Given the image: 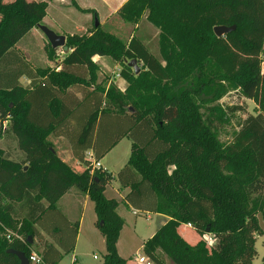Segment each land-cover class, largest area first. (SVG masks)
Returning <instances> with one entry per match:
<instances>
[{
  "label": "trees",
  "instance_id": "16d2710c",
  "mask_svg": "<svg viewBox=\"0 0 264 264\" xmlns=\"http://www.w3.org/2000/svg\"><path fill=\"white\" fill-rule=\"evenodd\" d=\"M145 9L160 30L161 60L136 36L125 43L96 26L89 36L66 37L56 70L34 68L16 47L45 17L47 2L0 0V136L11 133L23 153L14 160L0 150V264H20L10 248L29 259L34 238L43 241L41 264H57L73 249L79 222L57 207L71 187L94 203L102 264H128L117 251L124 224L118 201L104 195L114 176L86 157L91 151L100 160L123 137L131 140L130 156L115 179L129 187L125 201L167 217L142 244L149 261L163 264L158 247L173 264H251L256 256V214L264 208V0H130L119 14L136 21ZM217 25L235 28L216 36ZM45 49L53 59L56 50ZM95 55L142 67L136 74L123 65L124 90L95 84ZM227 88L257 111L222 144L213 126L223 115L210 107ZM49 136L64 138L84 168L62 160ZM188 224L200 237L195 244L180 231ZM8 230L24 241H8ZM207 232L217 238L212 247Z\"/></svg>",
  "mask_w": 264,
  "mask_h": 264
},
{
  "label": "rangeland",
  "instance_id": "374dc122",
  "mask_svg": "<svg viewBox=\"0 0 264 264\" xmlns=\"http://www.w3.org/2000/svg\"><path fill=\"white\" fill-rule=\"evenodd\" d=\"M4 2H10L13 0H3ZM31 1V0H27ZM41 1V0H36ZM47 2L46 13L49 22L41 21L39 24H44L47 27L54 30L57 34H63L65 37L73 34L77 35H90L95 26V18L98 21V26L101 30L106 31L115 37L119 38L122 42L127 43L132 35L140 39L148 50L159 60L160 56V30L157 26L152 24L147 19V10L145 9L137 18L136 21H127L120 14L121 7L130 0H43ZM32 32L28 33L18 44L16 45L19 52L25 57L26 61L34 68H51L59 69L56 66V61H60L63 56L58 57L59 48L55 49L53 59H49L46 53L45 45L48 42L44 33L41 32L36 26ZM43 56V57H42ZM45 56V57H44ZM42 58H45L42 59ZM262 59L264 60V49L262 50ZM128 59L116 60L110 56H104V60L95 62L97 66V78L95 84H101L108 86L111 83L117 82L116 86L119 87L121 82L124 85V89L127 86L125 80H120L119 72L125 63H129ZM139 68L142 67L141 63H137ZM58 67V68H57ZM120 80V81H118ZM119 82V83H118ZM119 84V85H118ZM120 88V87H119ZM227 92L219 100L212 103L210 108L217 110V115H223V118L219 122H216L213 126L215 129L216 137L220 143L225 144L232 140L234 132L239 128V124L243 118L248 114H255V103L247 98L239 96L235 89L227 88ZM202 105V104H201ZM239 107L235 112L228 110L230 107ZM201 108V107H200ZM209 109L202 105L200 112L202 114H208ZM7 122L3 123L5 127ZM52 136H49L50 140H53ZM66 141V140H65ZM54 147L63 149L65 144L63 141L53 140ZM67 143V141H66ZM130 140L123 138L116 147L106 156L102 161L104 169H107L113 176L116 175V171L122 167L121 161L126 159L130 154ZM68 145V143H67ZM69 146V145H68ZM0 150L3 154L14 160L22 159L21 154L17 148L16 140L11 133H4L0 136ZM126 161V160H125ZM125 161L123 163H125ZM75 170H81L84 165H76ZM228 174V173H226ZM115 186V185H114ZM107 195L117 198L118 194L113 187L109 186L107 189ZM255 195H252L254 197ZM124 224L120 230L118 247L120 254L126 257L128 261L131 258L128 256L143 254L141 249L142 244L149 237H151L158 225V220L154 213H146L139 211L134 213L129 208L120 207L119 211ZM164 223L167 217H163ZM256 220L258 223L259 231L254 243L256 249V256L253 258L251 264H263L262 257L264 256V208L262 211H258L256 214ZM163 223V224H164ZM180 231L187 242L195 244L199 240V236L193 231L191 226H181ZM101 235H90L87 230V222L83 225L81 237L78 241V249L83 254L90 253L95 257L101 258L105 253V240L100 237ZM3 237L4 233H3ZM31 250L35 253L41 251L40 242L37 238L33 239ZM157 257L163 262V264H173L166 254V252L158 247L154 252ZM135 259V257H132ZM40 264V263H36ZM143 264H152L147 258Z\"/></svg>",
  "mask_w": 264,
  "mask_h": 264
},
{
  "label": "crops",
  "instance_id": "0c3cea01",
  "mask_svg": "<svg viewBox=\"0 0 264 264\" xmlns=\"http://www.w3.org/2000/svg\"><path fill=\"white\" fill-rule=\"evenodd\" d=\"M42 21L43 22L44 21L49 22L51 20L48 18V15L46 14L45 17L42 19ZM33 29H35V28L33 27L32 29H30L20 40H22L26 35H28V33L32 32ZM20 40L18 42H20ZM18 42L16 43V45L18 44ZM263 49H264V42H263ZM42 59L45 60V58H42ZM92 60L97 63V62H100L101 60H104V56L95 55L92 58ZM261 69H262V72L264 73V60L262 61V68ZM56 70H59V69H56ZM117 77H119L120 80L123 81V79L120 76H117ZM120 80H118V81H120ZM20 82L23 85H27L29 80L26 77L23 76V77L20 78ZM115 84H117V82H115ZM122 84H123V82H121V85L119 87H120L121 90H124V85L125 84L124 85H122ZM255 107H256V105H255ZM123 138H125V137H123ZM52 139L55 140V141H63V143L65 144V147H63V149H59V148L55 147L58 156L62 160H64L65 162L69 163L72 166L73 165L76 166V165L79 164L77 161L74 160V158L72 156V153H71V150H70V147L67 145V143H66L64 138H62V137H54ZM53 140H51V142ZM130 142H131V140H130ZM116 145L109 152H107L100 160H98L100 162L102 168H104V166L102 165V161L105 160L106 156L116 147ZM130 147H131V143H130ZM88 153L93 155V153L91 151H88L86 153V157L87 158H88ZM20 154H21V152H20ZM22 155L23 154H21V157H22ZM129 156H130V154H129ZM129 156L126 159H123L121 161L120 164H122V167L128 162ZM124 161H125V163H123ZM118 171H116V172H118ZM109 186L113 187V189H115V192L118 194L117 198H115V197H113V198H115L118 201L117 213L120 216H121V214H120V212H118L120 207L129 208V209L133 210L134 213H138L139 212L138 210L132 208L124 199L125 195L129 191V187L120 186L119 181L116 180L115 176H114V178L111 180V182L106 186V188L104 190V195L107 198H112V196H108L107 195V189H108ZM57 207L63 212V214L67 217V219L70 222H73L75 220H78V222H79L78 231H77V235H76V239H75V245H74L73 249L69 253L64 254L57 264H102L103 255H102L101 258H99V257H95L94 255H92L90 253L83 254L78 249V241H79V239L81 237V233H82V230H83V225L86 222H87V230H88V233L90 235H92V236L93 235H101L99 229L95 225L96 214H95V210H94V203L89 199L88 195L79 192V190L76 187H71L66 193H64L59 198V200L57 202ZM146 213H149V212H146ZM154 215L156 216V218L158 220V225H157V228H158L159 226L163 225L162 224L164 222L163 216L160 215V214H156V213H154ZM123 221H124V219H123ZM100 237L104 238L102 235ZM45 238L47 239L48 242L50 241L46 236L44 237V239ZM38 241L40 242L41 251H42V248H43L42 243H43V241H41L40 239H38ZM141 249H142V247H141ZM117 251H118V254L121 257H123L120 254V251H119L118 241H117ZM32 252H34V251H32ZM40 252L38 253L39 255H40ZM128 257L131 258V260L133 261V262L128 261V264H143L145 262L146 258H147L144 254L131 255V256H128ZM132 257H135V259L132 258ZM140 257H144V261L143 262L139 261ZM123 258L126 259V257H123Z\"/></svg>",
  "mask_w": 264,
  "mask_h": 264
},
{
  "label": "water",
  "instance_id": "95a60500",
  "mask_svg": "<svg viewBox=\"0 0 264 264\" xmlns=\"http://www.w3.org/2000/svg\"><path fill=\"white\" fill-rule=\"evenodd\" d=\"M95 26H98V21L95 18ZM37 27L41 30L42 33L46 36L49 44L54 48H63L64 50H67V46L65 44L66 37L63 34H57L54 30L51 28L47 27L44 24H38ZM235 28L234 25L232 26H225V25H217L213 27V31L216 36H222L225 33L233 30ZM128 65L134 69V72L137 74L140 71L139 66L137 65L136 59H132L129 61ZM27 166L24 168L26 169ZM164 223V222H163ZM162 223V224H163ZM208 231V229H206ZM31 242V239H30ZM8 252L15 254L17 258L19 259L20 264H29V259L25 255L23 251L20 250H15V249H8Z\"/></svg>",
  "mask_w": 264,
  "mask_h": 264
},
{
  "label": "built area",
  "instance_id": "2783aa9c",
  "mask_svg": "<svg viewBox=\"0 0 264 264\" xmlns=\"http://www.w3.org/2000/svg\"><path fill=\"white\" fill-rule=\"evenodd\" d=\"M64 49L63 48H59V52H58V57H59V55H61L60 56V58L63 56V54H64ZM88 159H90L91 161H92V166H93V168H97V169H103V170H106V169H104V168H102V166H101V164H100V162L98 161V160H95L94 158H93V155L92 154H89L88 153ZM188 226H191L190 224H188ZM13 237H15V238H17L18 240H20V241H24V238H23V236L22 235H20V234H16V233H13L12 231H10V230H8V231H6V233H5V238L9 241V240H11ZM203 238H204V241L206 242V244L208 245V246H214L216 243H217V238L213 235V234H211V233H205L204 235H203ZM33 257H35V259L33 258ZM29 261H31L33 264H36V263H42L43 261H42V257L39 255V254H37V253H35V252H31L30 253V255H29ZM139 261L140 262H143L144 261V257H140L139 258Z\"/></svg>",
  "mask_w": 264,
  "mask_h": 264
},
{
  "label": "clouds",
  "instance_id": "9594fccd",
  "mask_svg": "<svg viewBox=\"0 0 264 264\" xmlns=\"http://www.w3.org/2000/svg\"><path fill=\"white\" fill-rule=\"evenodd\" d=\"M35 259V257H33Z\"/></svg>",
  "mask_w": 264,
  "mask_h": 264
}]
</instances>
